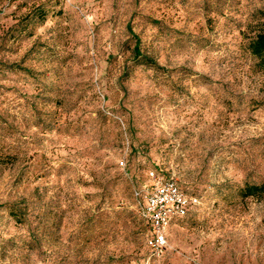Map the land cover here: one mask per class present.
Wrapping results in <instances>:
<instances>
[{
  "label": "rangeland",
  "instance_id": "obj_1",
  "mask_svg": "<svg viewBox=\"0 0 264 264\" xmlns=\"http://www.w3.org/2000/svg\"><path fill=\"white\" fill-rule=\"evenodd\" d=\"M263 28L264 0H0V264H264ZM153 166L201 203L148 261Z\"/></svg>",
  "mask_w": 264,
  "mask_h": 264
},
{
  "label": "built area",
  "instance_id": "obj_2",
  "mask_svg": "<svg viewBox=\"0 0 264 264\" xmlns=\"http://www.w3.org/2000/svg\"><path fill=\"white\" fill-rule=\"evenodd\" d=\"M121 165H125L121 160ZM141 216L149 225L148 261L160 258L169 246V229L195 209L201 199L188 193L174 176L149 170L148 182L134 188Z\"/></svg>",
  "mask_w": 264,
  "mask_h": 264
},
{
  "label": "trees",
  "instance_id": "obj_3",
  "mask_svg": "<svg viewBox=\"0 0 264 264\" xmlns=\"http://www.w3.org/2000/svg\"><path fill=\"white\" fill-rule=\"evenodd\" d=\"M133 35L136 38V42H135V45H134V48H133L134 54H135V56H141L142 52H141V49H140V40L135 34H133ZM247 48H248V51H249L250 55L254 59L255 66H257L260 70L264 71V28L261 29V30H258L257 32H255V34L249 38V42H248ZM144 58H145V61H146L145 63H149V62L152 63V60L149 57L145 56ZM152 169L156 170V171H158L160 173H164L165 174L164 170L161 167L153 166L152 168H150V170H152ZM184 189L188 193L196 194V193H193V192L187 190L186 188H184ZM263 190H264V185L263 184L262 185L247 184V186L245 188V195L246 196L254 195V194H257L259 192H262ZM6 206L9 209L10 215L13 218H15V220L18 221V222H23L24 220H26L28 218V216L30 215V213H31L30 206L27 203L26 199L20 200V201H16V202H11V203H9ZM193 210L194 209H192L189 212L188 215H190V213ZM181 219H183V218H181ZM150 235L151 234H150V228H149V233H148L147 239H146V246H147L148 250H149V247H148L147 241H148V238L150 237Z\"/></svg>",
  "mask_w": 264,
  "mask_h": 264
}]
</instances>
